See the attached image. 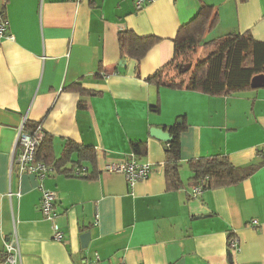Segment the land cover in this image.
I'll return each instance as SVG.
<instances>
[{
	"label": "crops",
	"instance_id": "obj_1",
	"mask_svg": "<svg viewBox=\"0 0 264 264\" xmlns=\"http://www.w3.org/2000/svg\"><path fill=\"white\" fill-rule=\"evenodd\" d=\"M202 5L218 20L199 52L245 32L264 42V0H155L142 9L136 0H0L11 35L0 44V258L4 241L17 237L20 264H264V87L228 95L148 80L173 59L179 29ZM126 30L160 40L138 62L120 52ZM74 84L91 93L69 89ZM179 119L184 185L173 190L167 142L150 131H170ZM27 122L52 137L56 159L72 140L96 149V166L78 165L74 154L43 180L21 173L14 155ZM140 142L137 157L153 165L147 179L129 185L104 171ZM220 154L237 167L260 166L194 196L188 162ZM79 166L85 172L75 175ZM41 186L56 192L52 219L40 208Z\"/></svg>",
	"mask_w": 264,
	"mask_h": 264
},
{
	"label": "trees",
	"instance_id": "obj_2",
	"mask_svg": "<svg viewBox=\"0 0 264 264\" xmlns=\"http://www.w3.org/2000/svg\"><path fill=\"white\" fill-rule=\"evenodd\" d=\"M218 20V14L207 5H202L197 15L187 24L183 25L174 40V57L164 67L148 80L159 86L171 88H186L189 90L201 89L206 93L234 94L253 90L252 79L264 75V42L256 40L249 32L228 37L218 48L202 60L193 62V55L201 47L204 38ZM155 36L141 37L135 32L126 30L119 34V47L122 56H129L140 62L148 51L159 42ZM189 69L182 70L186 64ZM79 91L82 95L90 94L80 86L74 84L69 87ZM153 111H159V105L152 106ZM39 125L31 126L25 123V129L33 132ZM184 125L175 124L170 128L173 139L166 144L165 178L170 189L182 188L183 180L180 175L182 167L180 154V135ZM145 143H132L133 152L142 154ZM77 154V164L90 162L96 166V149L92 146L79 145L72 140H67L61 158L56 159L53 151L52 137L45 132V136L36 151V159L43 161L53 168L61 170L72 162ZM193 176L189 184L201 185L203 191L217 187L234 185L252 175L259 164L246 167H237L231 163L226 155L194 158L188 162ZM81 169L82 167L79 166ZM96 175V171L93 172ZM92 174V175H93ZM91 176V175H90ZM6 254L0 258H5Z\"/></svg>",
	"mask_w": 264,
	"mask_h": 264
},
{
	"label": "built area",
	"instance_id": "obj_3",
	"mask_svg": "<svg viewBox=\"0 0 264 264\" xmlns=\"http://www.w3.org/2000/svg\"><path fill=\"white\" fill-rule=\"evenodd\" d=\"M155 0H136L137 9H142L146 5L154 2ZM5 38H11L8 34V22L6 20L0 21V44ZM45 136V131L39 125L33 132L25 129V123L20 127L16 140L15 147V162L19 166L21 173H33L36 174L41 180H43L52 170L51 166L43 161L36 159V151L41 144ZM264 158V152H263ZM104 171L110 173H118L124 175L129 185L147 179L153 171V165L149 162L141 161L135 153H132V157L122 162H109L104 166ZM84 169H78L74 173L75 175L83 174ZM42 187V186H41ZM203 192L201 185L193 186L192 194L198 196ZM20 195V193H18ZM57 195L56 192L45 189L42 187V198L40 201V208L45 217L52 219L55 216V205ZM99 221V215H96V223ZM254 224H258L254 221ZM65 235L63 232H55L54 238L62 241ZM5 246V258L0 261V264H20L21 253L17 237L4 241ZM230 249H237L239 241L237 238H232L229 243Z\"/></svg>",
	"mask_w": 264,
	"mask_h": 264
},
{
	"label": "water",
	"instance_id": "obj_4",
	"mask_svg": "<svg viewBox=\"0 0 264 264\" xmlns=\"http://www.w3.org/2000/svg\"><path fill=\"white\" fill-rule=\"evenodd\" d=\"M190 67V65H186L184 68H182V70H186ZM251 87L252 88H261V87H264V75H258V76H255L253 79H252V83H251ZM178 124H181L182 123V120L179 119L177 121ZM150 134L152 137L158 139V140H161V141H164V142H170L172 139H173V135L170 131H167L166 129L164 128H158V127H152L151 128V131H150ZM89 241H90V233H84L81 235V242H82V246L85 248L88 246L89 244Z\"/></svg>",
	"mask_w": 264,
	"mask_h": 264
},
{
	"label": "rangeland",
	"instance_id": "obj_5",
	"mask_svg": "<svg viewBox=\"0 0 264 264\" xmlns=\"http://www.w3.org/2000/svg\"><path fill=\"white\" fill-rule=\"evenodd\" d=\"M200 48L201 47H199V49L193 54V55H191L189 58H191L192 59V63H191V65L192 64H194L196 61H199V60H202V59H205V58H207L209 55H210V52H208V51H206V50H202L201 49V51L199 52V50H200ZM186 64H188V63H186ZM189 69V68H188ZM187 70V69H186Z\"/></svg>",
	"mask_w": 264,
	"mask_h": 264
}]
</instances>
